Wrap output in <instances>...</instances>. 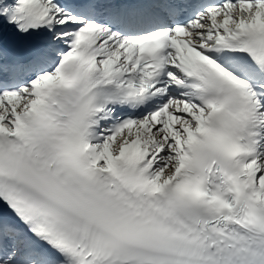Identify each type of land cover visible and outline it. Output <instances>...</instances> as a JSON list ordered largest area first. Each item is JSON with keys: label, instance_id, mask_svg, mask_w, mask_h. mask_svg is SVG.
Returning a JSON list of instances; mask_svg holds the SVG:
<instances>
[{"label": "snow or ice", "instance_id": "obj_1", "mask_svg": "<svg viewBox=\"0 0 264 264\" xmlns=\"http://www.w3.org/2000/svg\"><path fill=\"white\" fill-rule=\"evenodd\" d=\"M0 264H264V0H0Z\"/></svg>", "mask_w": 264, "mask_h": 264}]
</instances>
